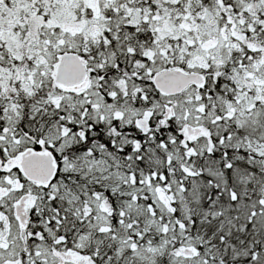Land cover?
Here are the masks:
<instances>
[{
	"label": "snow or ice",
	"instance_id": "1",
	"mask_svg": "<svg viewBox=\"0 0 264 264\" xmlns=\"http://www.w3.org/2000/svg\"><path fill=\"white\" fill-rule=\"evenodd\" d=\"M0 264H264V0H0Z\"/></svg>",
	"mask_w": 264,
	"mask_h": 264
}]
</instances>
